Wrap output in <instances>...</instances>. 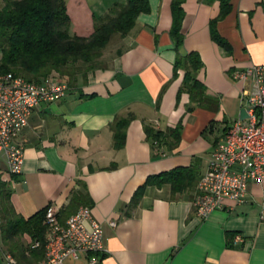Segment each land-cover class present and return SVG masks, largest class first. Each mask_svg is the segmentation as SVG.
<instances>
[{
	"label": "crops",
	"instance_id": "obj_1",
	"mask_svg": "<svg viewBox=\"0 0 264 264\" xmlns=\"http://www.w3.org/2000/svg\"><path fill=\"white\" fill-rule=\"evenodd\" d=\"M147 1L150 11L139 15L126 37L116 35L111 45L112 39L97 68L78 73L63 100L34 111L19 140L25 151L22 173L11 175L0 158V182L11 208L27 220L51 207L61 214L74 194L88 195L103 230L106 254L100 264H264V178L250 184L243 203L227 200L204 221L196 216L197 186L176 198L170 185L148 187L130 208L149 176L194 162L200 177L206 173L217 143L244 108L243 85L233 79L234 71L264 66V0H229L230 13L216 30L230 51L211 37L210 23L219 18L223 0H185L179 52L196 53L202 61L196 74L205 88L202 106L188 94L178 97L184 72L174 77L173 0ZM126 2L106 0L94 10L89 0H67L73 33L90 36L95 18ZM128 118L125 145L116 150L112 127ZM146 125L166 134L181 126L178 146L154 149ZM32 242L29 235L5 241L0 225V264L4 252L29 264L22 254L34 257ZM37 257L30 264L44 256Z\"/></svg>",
	"mask_w": 264,
	"mask_h": 264
},
{
	"label": "trees",
	"instance_id": "obj_2",
	"mask_svg": "<svg viewBox=\"0 0 264 264\" xmlns=\"http://www.w3.org/2000/svg\"><path fill=\"white\" fill-rule=\"evenodd\" d=\"M0 7V71L21 77L27 82L42 83L50 76H59L69 87L75 83L76 76L84 69L97 68L104 50L113 37H126L134 28L138 17L150 11L147 0H127L115 3L109 12L94 20V30L88 37L73 33L72 22L67 10V0H2ZM185 0H173L171 37L178 53L174 77L182 70L183 86L178 97L188 94L190 102L202 106L205 101V88L196 74L203 64L198 54L180 55L184 44L181 33L185 17L183 4ZM231 10L229 0H223L217 20L210 23L212 40L230 51V45L218 34L216 24L224 19ZM132 118L122 119L112 127L114 148L120 150L125 145L126 130ZM147 140L158 151L162 148L174 150L181 139V126L166 134L146 125ZM161 155H164L162 152ZM199 167L196 162L188 168H176L168 172L149 176L145 183L135 192L130 208H135L142 200L148 187L161 188L170 185L172 197L192 192L200 180ZM79 207H91L88 195L74 194L69 206L61 212L66 219L79 210ZM48 209L37 212L25 220L18 217L10 204V193L6 185L0 182V225L5 241L29 235L33 242L45 240V215ZM72 211V212H71ZM60 216V218H61ZM34 257L22 254L27 263L44 256L43 247L31 249ZM35 258V259H33ZM39 260V259H38ZM18 264H20L18 262ZM34 264V263H33Z\"/></svg>",
	"mask_w": 264,
	"mask_h": 264
},
{
	"label": "built area",
	"instance_id": "obj_3",
	"mask_svg": "<svg viewBox=\"0 0 264 264\" xmlns=\"http://www.w3.org/2000/svg\"><path fill=\"white\" fill-rule=\"evenodd\" d=\"M233 79L243 85L247 118L232 122L199 180L194 206L202 221L223 210L227 200L243 203L250 184L264 178V66L236 70ZM69 89L68 83L56 75L33 83L0 71V158H4L11 175L23 171L25 151L19 140L34 111L63 100ZM60 216L55 208L47 210L45 240L31 244V249L43 247L44 257L34 264H100L106 254L103 230L93 219L91 208H80L64 222ZM110 225L116 226L114 222ZM235 242H242V237L236 236ZM2 260L3 264H18L9 253H2Z\"/></svg>",
	"mask_w": 264,
	"mask_h": 264
},
{
	"label": "rangeland",
	"instance_id": "obj_4",
	"mask_svg": "<svg viewBox=\"0 0 264 264\" xmlns=\"http://www.w3.org/2000/svg\"><path fill=\"white\" fill-rule=\"evenodd\" d=\"M90 1V3H91V6H92V8L94 9V10H97V7H102V5H106V0H89ZM96 7H95V6ZM3 6V1L2 0H0V7H2ZM116 38V36H114L113 37V42L111 43V45L115 42V39ZM221 128V127H220ZM0 253H1V250H0ZM5 253H7V252H5Z\"/></svg>",
	"mask_w": 264,
	"mask_h": 264
},
{
	"label": "water",
	"instance_id": "obj_5",
	"mask_svg": "<svg viewBox=\"0 0 264 264\" xmlns=\"http://www.w3.org/2000/svg\"><path fill=\"white\" fill-rule=\"evenodd\" d=\"M247 118L246 110L243 108L240 112V120H245Z\"/></svg>",
	"mask_w": 264,
	"mask_h": 264
}]
</instances>
